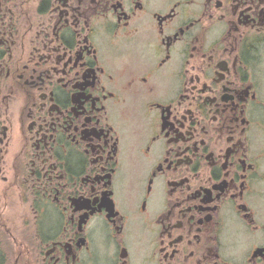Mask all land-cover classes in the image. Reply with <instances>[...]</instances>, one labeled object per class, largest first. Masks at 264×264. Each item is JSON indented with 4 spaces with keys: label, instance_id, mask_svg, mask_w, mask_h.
<instances>
[{
    "label": "flooded vegetation",
    "instance_id": "obj_1",
    "mask_svg": "<svg viewBox=\"0 0 264 264\" xmlns=\"http://www.w3.org/2000/svg\"><path fill=\"white\" fill-rule=\"evenodd\" d=\"M0 264H264V0H0Z\"/></svg>",
    "mask_w": 264,
    "mask_h": 264
}]
</instances>
